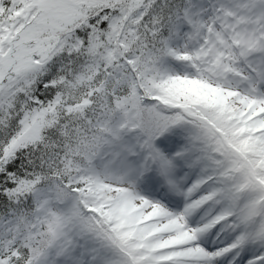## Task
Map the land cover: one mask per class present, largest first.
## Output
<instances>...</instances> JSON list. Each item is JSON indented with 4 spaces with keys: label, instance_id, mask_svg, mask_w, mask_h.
Returning <instances> with one entry per match:
<instances>
[{
    "label": "snow or ice",
    "instance_id": "snow-or-ice-1",
    "mask_svg": "<svg viewBox=\"0 0 264 264\" xmlns=\"http://www.w3.org/2000/svg\"><path fill=\"white\" fill-rule=\"evenodd\" d=\"M0 264H264V0H0Z\"/></svg>",
    "mask_w": 264,
    "mask_h": 264
}]
</instances>
